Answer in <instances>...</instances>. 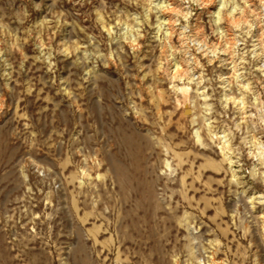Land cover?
<instances>
[{"label": "rangeland", "instance_id": "1", "mask_svg": "<svg viewBox=\"0 0 264 264\" xmlns=\"http://www.w3.org/2000/svg\"><path fill=\"white\" fill-rule=\"evenodd\" d=\"M0 264H264V0H0Z\"/></svg>", "mask_w": 264, "mask_h": 264}, {"label": "bare ground", "instance_id": "2", "mask_svg": "<svg viewBox=\"0 0 264 264\" xmlns=\"http://www.w3.org/2000/svg\"><path fill=\"white\" fill-rule=\"evenodd\" d=\"M232 49V48H231ZM176 74H178V72H176ZM175 74V75H176ZM176 77V76H175ZM184 90H186V89H184ZM187 91H188V88H187ZM185 110H184V114L185 115H190V114H192V112H193V107H192V105L191 104H188V103H186L185 104Z\"/></svg>", "mask_w": 264, "mask_h": 264}]
</instances>
